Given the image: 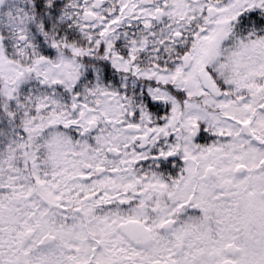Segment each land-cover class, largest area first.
<instances>
[{
	"label": "snow or ice",
	"instance_id": "6c2138e0",
	"mask_svg": "<svg viewBox=\"0 0 264 264\" xmlns=\"http://www.w3.org/2000/svg\"><path fill=\"white\" fill-rule=\"evenodd\" d=\"M0 264H264V0H0Z\"/></svg>",
	"mask_w": 264,
	"mask_h": 264
}]
</instances>
